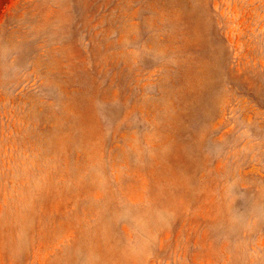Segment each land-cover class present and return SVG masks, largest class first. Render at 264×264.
Returning a JSON list of instances; mask_svg holds the SVG:
<instances>
[{
    "label": "rangeland",
    "instance_id": "374dc122",
    "mask_svg": "<svg viewBox=\"0 0 264 264\" xmlns=\"http://www.w3.org/2000/svg\"><path fill=\"white\" fill-rule=\"evenodd\" d=\"M0 264H264V0H0Z\"/></svg>",
    "mask_w": 264,
    "mask_h": 264
}]
</instances>
